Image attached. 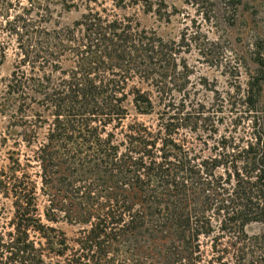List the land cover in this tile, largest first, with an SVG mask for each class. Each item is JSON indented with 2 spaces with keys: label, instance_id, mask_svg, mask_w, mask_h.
<instances>
[{
  "label": "trees",
  "instance_id": "obj_1",
  "mask_svg": "<svg viewBox=\"0 0 264 264\" xmlns=\"http://www.w3.org/2000/svg\"><path fill=\"white\" fill-rule=\"evenodd\" d=\"M86 1L47 27L49 4L73 0H0V64L17 50L0 95V264H264V231H247L264 224L259 80L251 125L218 134L202 104L175 101L181 44L117 13L125 0ZM129 98L155 118H130Z\"/></svg>",
  "mask_w": 264,
  "mask_h": 264
},
{
  "label": "rangeland",
  "instance_id": "obj_2",
  "mask_svg": "<svg viewBox=\"0 0 264 264\" xmlns=\"http://www.w3.org/2000/svg\"><path fill=\"white\" fill-rule=\"evenodd\" d=\"M23 2L26 4V0ZM73 2L76 7L71 5L66 8L60 2L49 4L52 13L45 26L51 27L55 23L70 25L78 19L85 11L87 1ZM125 2V8H114L112 0L91 1L89 5L95 8L102 5L114 8L121 15H133L141 28L153 30L164 39L180 43L188 79L176 83V86H181V91H174L175 101H182L185 106L195 102L202 104L209 111V124H214L218 134H228L234 130L241 133L251 125L254 114L247 111L244 99L249 83L255 82L256 78L262 89L259 101L264 104V0ZM67 3L72 4L71 1ZM15 46L14 40L9 41L6 57L0 64V95L5 79L14 67ZM130 100L126 102L130 118L137 116L144 121L155 118L154 113L137 115ZM158 108L155 106V109ZM6 125L7 119L0 114L1 165L7 163L6 151L11 145L2 140ZM60 226L67 232L71 230L64 224ZM247 231L250 234L262 232L264 224H251Z\"/></svg>",
  "mask_w": 264,
  "mask_h": 264
}]
</instances>
